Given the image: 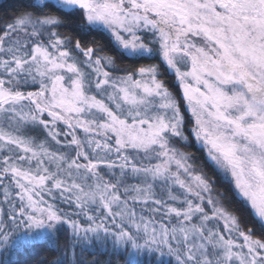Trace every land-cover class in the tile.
<instances>
[{"label":"snow or ice","instance_id":"1","mask_svg":"<svg viewBox=\"0 0 264 264\" xmlns=\"http://www.w3.org/2000/svg\"><path fill=\"white\" fill-rule=\"evenodd\" d=\"M11 7L0 264H264V0Z\"/></svg>","mask_w":264,"mask_h":264},{"label":"trees","instance_id":"2","mask_svg":"<svg viewBox=\"0 0 264 264\" xmlns=\"http://www.w3.org/2000/svg\"><path fill=\"white\" fill-rule=\"evenodd\" d=\"M16 3V0H0V17H4V16H11L12 15V5H14ZM2 22V21H0ZM151 63H155V61H149ZM190 151L195 154L199 160L198 162H200V160H203V153L197 151L195 148L190 149ZM205 169L206 171L209 173V175H213V169L210 165H208L205 162ZM219 184V182H218ZM220 187L225 188L224 185L219 184ZM226 191V189H225ZM227 194V193H226ZM241 214L244 215L245 217H250V210L246 207H241L240 208Z\"/></svg>","mask_w":264,"mask_h":264}]
</instances>
